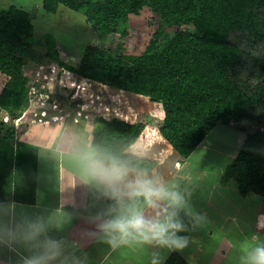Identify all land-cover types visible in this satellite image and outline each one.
<instances>
[{"label": "trees", "instance_id": "obj_1", "mask_svg": "<svg viewBox=\"0 0 264 264\" xmlns=\"http://www.w3.org/2000/svg\"><path fill=\"white\" fill-rule=\"evenodd\" d=\"M39 1L37 12L56 14L65 7L86 18L90 36L84 55L78 67H65L88 85L81 93L93 96L92 106L105 110L109 105L101 93L104 87L153 110V115H137L134 122L122 118L118 107L110 119L101 108L94 111L101 116L94 120L100 124L92 130L93 143L135 154L139 166L152 173L166 149H173L182 162L191 160L219 124H264V0ZM144 9L159 17L146 49L139 55L106 50L108 38L125 37L129 18ZM29 11L0 0V72L9 79L0 107L6 112L28 104L22 69L33 44L31 14L36 13ZM5 137L10 147L4 154L0 151V201L33 203L37 149L15 143L13 130ZM222 168L223 174L216 175L218 189L233 185L242 199L250 194L264 199V136H247L233 163ZM101 207L103 202L91 195L87 207L76 212L92 217ZM166 264L187 263L176 253Z\"/></svg>", "mask_w": 264, "mask_h": 264}, {"label": "rangeland", "instance_id": "obj_2", "mask_svg": "<svg viewBox=\"0 0 264 264\" xmlns=\"http://www.w3.org/2000/svg\"><path fill=\"white\" fill-rule=\"evenodd\" d=\"M5 2L6 4H14L22 7L27 11L30 10V13L34 10L36 13L31 14L34 17L35 32L32 39V47L30 48L29 55L25 57L26 64L22 69L24 77L28 80V104L23 105L22 109L18 112H16V110L6 112L0 107V151L4 154L10 147L8 138L5 137L8 131H14V142L19 143L21 142L20 137L23 134L22 131L25 132L26 128L29 129L30 126L28 127L27 123L32 121L34 123L35 121H40L39 123L46 122V124L53 121L56 122V124H63L60 125L62 126L63 135L65 132H72L81 137L86 138V135L91 137L93 128L96 130L97 127L94 120L98 118L97 116H101L97 113L95 115V112H102L103 107L99 105L92 106L94 102L93 96L84 94L83 92L81 93L82 90H88V85L83 86L75 80L74 78H76V75L70 70L71 68L65 67V65L78 67L84 55L89 40L88 37L90 36V27L86 22V18L80 13H76L65 7H60L56 14H46L42 9V12H37L41 7V2L39 0H4V4ZM158 22V16L149 9H144L141 14L133 15L129 18V31L127 35L125 37H121L120 35L110 36L104 44L105 49L111 51L119 50L120 53L130 55L141 54L151 41L154 32L157 30ZM181 29L187 32H194L192 28L182 27ZM120 47L122 49H120ZM63 76L66 77L67 84L63 81ZM8 81V77L0 72V94ZM78 84L81 85L79 86ZM46 92L47 94H45ZM101 93L103 94L102 96L106 104H109L107 105L108 109L105 108V110H103L108 112H105V116L108 119L116 115V107L121 109L122 118H127L131 122H134L136 116L139 114L153 115V110L149 111L145 108L143 102H136V100H131L128 96L123 98L122 94L120 96H115L104 87L101 88ZM32 94L36 95L33 97ZM99 95L101 96V94ZM34 99L36 103H34ZM116 99L117 101L114 102ZM47 101L49 105L45 107L52 108L50 113L47 112V108L43 109L45 107H42L46 105ZM34 109H39V119H37V116L36 118L31 117V112ZM90 110L95 112L93 113ZM61 118L66 119L63 121L66 123H59ZM96 124L99 125L100 122ZM33 130L39 133L44 130L47 132V129L41 128L40 126L33 128ZM250 135L264 136V124L259 125L246 121L239 124L233 122L228 126L219 124L204 139L197 152L192 156L193 158L189 161L187 160L185 165L186 167L190 165L192 167L190 168L191 170L203 169L209 166L210 170L206 171H210L215 177L216 175H222L225 170L222 166L224 167L226 164L233 163L243 142L246 140L247 136ZM26 138L27 137L24 139ZM148 143L152 146L153 140L149 139ZM55 154L56 156L54 157L59 164L69 167L71 170L74 169L78 174L77 177H80L76 167L71 162L58 152ZM174 157L175 153L173 149L169 148L164 150L154 171L165 179L170 177L169 174L173 172H169V169L166 168V163L167 160H172ZM176 166H181L182 168L180 164H176ZM43 173L44 172H42V174ZM163 173H165L166 176ZM201 173H204V171H201L200 174ZM204 180H206L209 185L210 183L221 185L217 177L213 179L208 176L205 177ZM174 181L176 180L172 182L174 183ZM213 188L214 186H209L208 188L201 189L203 192L202 194H198V196L200 202L203 198H210L215 208H210L206 214L211 215L210 218L216 219V215L219 216L222 208L227 207L225 206L226 202L222 201L219 203L216 196H213V194L209 192L211 189L213 190ZM221 189L222 188H217V190ZM226 189L231 191V186H227ZM183 190H186V188L183 187ZM251 199L252 197H246L245 201L248 200V202L245 203L244 208H241L240 212H234L231 218V224H233L234 227L241 228V233H243V231L247 232V237H244L245 242L239 246L240 248L253 237L264 239V205L262 208H258L259 203ZM197 207H194V209L202 214V208ZM256 221L259 223V226L256 224ZM217 226L218 225L213 224V220H210L209 223L203 226L201 231L205 233L206 229H208L210 233L211 230L215 228L214 235H212V237L215 238L219 233ZM209 237L211 236L209 235ZM234 238L238 237L234 236ZM212 241L211 239V242ZM220 243V247L217 251L218 254L215 256L216 264H238L239 252L238 255H235L233 244L225 240H221ZM236 257L237 259L234 262Z\"/></svg>", "mask_w": 264, "mask_h": 264}, {"label": "clouds", "instance_id": "obj_3", "mask_svg": "<svg viewBox=\"0 0 264 264\" xmlns=\"http://www.w3.org/2000/svg\"><path fill=\"white\" fill-rule=\"evenodd\" d=\"M55 151L76 167L94 199L103 202L91 217L95 227L90 236L107 245L109 254L136 247L147 252V264H165V252L183 251L193 242L188 233L205 216L190 203L191 193L142 169L135 154L110 151L90 136L71 132L64 133ZM70 219L0 201V247L17 252L18 264H89L77 241L54 235ZM238 264H264V239L253 237L244 244Z\"/></svg>", "mask_w": 264, "mask_h": 264}, {"label": "crops", "instance_id": "obj_4", "mask_svg": "<svg viewBox=\"0 0 264 264\" xmlns=\"http://www.w3.org/2000/svg\"><path fill=\"white\" fill-rule=\"evenodd\" d=\"M78 82L81 83L82 81ZM81 84L78 85L80 86ZM45 94H47V92ZM45 106L48 105H44L42 107ZM46 108L47 107L43 109ZM51 110L52 108H47L48 113H50ZM38 111L39 109H34L31 112V117L36 118L37 116V119H39ZM64 120L66 119L61 118L59 123H66L63 122ZM39 122L35 121L34 123L32 121L27 123L28 127L30 126V128H23L25 129V132L22 131L23 134L20 137V141L22 143L37 149V167L36 172L33 175L34 202L16 203L18 205L24 206L29 212H42L45 215L52 216H59L61 214L70 216L71 219L67 224H65L63 230L54 233V235L58 238L64 237L70 241H77L81 245L82 251L87 254L89 264H147V252L145 250L136 247H122L121 249L109 254L107 245L95 242L90 236V233L95 227L91 222V217L79 214L76 211L83 210L87 207L91 194L82 184L81 178L77 177V172L74 169L71 170L69 167L59 164V162L54 157L56 156V145L63 137V132L61 129L62 126H60L63 124H56V122L53 121L47 124L46 122ZM95 125L97 124L95 123ZM38 126L47 129V132L44 130L39 133L38 131L33 130V128H37ZM25 137L27 138L24 139ZM86 137H88V135H86ZM181 160L182 159L177 153H175V157L172 160H167L166 168L169 169V172H173L169 174L170 177H168L167 180L171 182L176 180L174 181V184L178 185L181 190H183L185 185L187 186L186 190L191 193L190 203L193 207L198 206L197 208H202L201 210L202 214L205 216V220L192 232L188 233L193 241L190 243L188 248L184 249L183 251L164 253L166 256L165 264L167 263L169 257L176 253L179 254L187 264H216L215 256L218 254L217 251L220 247L221 240H225L228 243L231 242L233 244V249L235 250V255H238L240 248L239 246L245 242L244 237L246 236L247 232L243 231V233H241V228L239 229L234 227L233 224L228 221H230L233 217V212H240L241 208H244V205L246 202H248V200L245 201L246 198H240L236 188L233 185H230L231 191H228L226 187L218 191V184L210 183L209 185L206 180H204V178L208 176L212 177L213 179L216 178L213 174H211L210 171H206L210 170L209 166L203 169L191 170L190 168L192 167L190 165L189 167H186V163L182 162ZM176 164L182 165V168L181 166L177 167ZM201 171H204V173L200 174ZM42 172L44 173L42 174ZM207 172L210 174H207ZM152 173L157 174L156 171H153ZM163 174L166 176L165 173ZM209 186H214L213 190L211 189L209 192H211L213 196H216L219 203L222 201L226 202L225 206L227 208H222L219 216L216 215V219L210 218L211 215L206 214L210 208H215L214 204L210 201V198H203L201 202L199 201L200 198L198 194H202L203 192L201 189L208 188ZM248 197H252L254 201L259 203L258 208H262L264 205V199H260L258 196L252 194ZM68 209H72L73 211ZM229 209H232V211L227 215H224V212H227ZM210 220H213L214 225H218L217 230L219 233L215 236V238L212 237V235H214L215 228L211 230L210 233L206 228L205 233L201 231L203 226L206 225V223H209ZM256 224L259 226L257 221ZM209 235L211 237H209ZM234 236L238 237L239 239L234 238ZM211 239L213 240L212 242ZM22 252L23 250H21V253ZM19 258L20 256L17 252L10 251L6 247H0V264H18ZM236 259L237 257L235 258L234 262Z\"/></svg>", "mask_w": 264, "mask_h": 264}, {"label": "built area", "instance_id": "obj_5", "mask_svg": "<svg viewBox=\"0 0 264 264\" xmlns=\"http://www.w3.org/2000/svg\"><path fill=\"white\" fill-rule=\"evenodd\" d=\"M62 83V82H61ZM63 85V84H62ZM75 85V84H74ZM75 87V86H74Z\"/></svg>", "mask_w": 264, "mask_h": 264}]
</instances>
